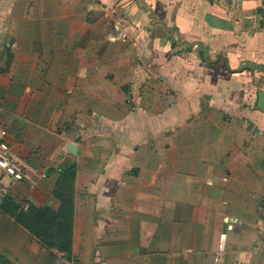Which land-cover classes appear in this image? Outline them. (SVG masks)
<instances>
[{
	"label": "crops",
	"instance_id": "obj_1",
	"mask_svg": "<svg viewBox=\"0 0 264 264\" xmlns=\"http://www.w3.org/2000/svg\"><path fill=\"white\" fill-rule=\"evenodd\" d=\"M0 127V264H264V0H0Z\"/></svg>",
	"mask_w": 264,
	"mask_h": 264
},
{
	"label": "trees",
	"instance_id": "obj_2",
	"mask_svg": "<svg viewBox=\"0 0 264 264\" xmlns=\"http://www.w3.org/2000/svg\"><path fill=\"white\" fill-rule=\"evenodd\" d=\"M74 177V168H68L62 174L58 181V186H61L59 196L61 200L60 209L58 212H48L51 220L48 224H29V229L33 231L41 242L48 246L57 247L58 250H66L70 245V232L72 228L71 217L73 215V200H72V181ZM63 190V191H62ZM45 211L38 212V216H45Z\"/></svg>",
	"mask_w": 264,
	"mask_h": 264
},
{
	"label": "built area",
	"instance_id": "obj_3",
	"mask_svg": "<svg viewBox=\"0 0 264 264\" xmlns=\"http://www.w3.org/2000/svg\"><path fill=\"white\" fill-rule=\"evenodd\" d=\"M14 45V44H12ZM7 131L0 127V169L3 173L9 175L13 180L31 179L36 173V170L26 163L13 150L6 139ZM45 176V173L41 174ZM260 241L255 253L264 251V227L260 231ZM223 249V243L219 244V250ZM217 260L218 257H215Z\"/></svg>",
	"mask_w": 264,
	"mask_h": 264
},
{
	"label": "water",
	"instance_id": "obj_4",
	"mask_svg": "<svg viewBox=\"0 0 264 264\" xmlns=\"http://www.w3.org/2000/svg\"><path fill=\"white\" fill-rule=\"evenodd\" d=\"M77 146L75 145V144H69L68 146H67V149L70 151V152H72V153H76V150H77V148H76Z\"/></svg>",
	"mask_w": 264,
	"mask_h": 264
}]
</instances>
